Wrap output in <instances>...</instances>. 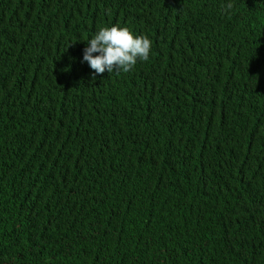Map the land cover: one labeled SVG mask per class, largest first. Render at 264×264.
I'll return each instance as SVG.
<instances>
[{"label": "trees", "instance_id": "trees-1", "mask_svg": "<svg viewBox=\"0 0 264 264\" xmlns=\"http://www.w3.org/2000/svg\"><path fill=\"white\" fill-rule=\"evenodd\" d=\"M0 264H264V0H0Z\"/></svg>", "mask_w": 264, "mask_h": 264}, {"label": "clouds", "instance_id": "clouds-1", "mask_svg": "<svg viewBox=\"0 0 264 264\" xmlns=\"http://www.w3.org/2000/svg\"><path fill=\"white\" fill-rule=\"evenodd\" d=\"M234 4L221 5L224 12ZM152 51V41L144 34H134L127 26L104 25L86 41L83 61L87 62L95 74L130 72L139 61H148Z\"/></svg>", "mask_w": 264, "mask_h": 264}]
</instances>
